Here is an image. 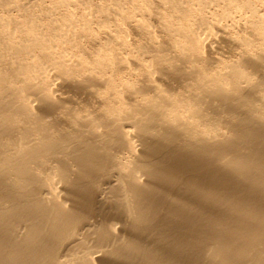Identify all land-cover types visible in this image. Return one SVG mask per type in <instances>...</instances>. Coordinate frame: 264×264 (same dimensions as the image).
<instances>
[{
    "label": "bare ground",
    "instance_id": "1",
    "mask_svg": "<svg viewBox=\"0 0 264 264\" xmlns=\"http://www.w3.org/2000/svg\"><path fill=\"white\" fill-rule=\"evenodd\" d=\"M260 4L0 0V264H264Z\"/></svg>",
    "mask_w": 264,
    "mask_h": 264
},
{
    "label": "rangeland",
    "instance_id": "2",
    "mask_svg": "<svg viewBox=\"0 0 264 264\" xmlns=\"http://www.w3.org/2000/svg\"><path fill=\"white\" fill-rule=\"evenodd\" d=\"M258 6H259V7H258L259 11H260L261 13L264 14V5L260 4V5H258ZM77 14H78L79 16L84 15V14L82 13V11H80V10H78ZM215 54H216L218 57H222V56H223L222 52H220V51H216ZM226 56H228V55L226 54ZM225 58H226V57H225ZM53 75H54V77H53V85H54V86L56 85V87H58V86L60 85V83H57L58 80H56V78H57V77H56V74L53 73ZM33 101L35 102L36 100L34 99Z\"/></svg>",
    "mask_w": 264,
    "mask_h": 264
}]
</instances>
